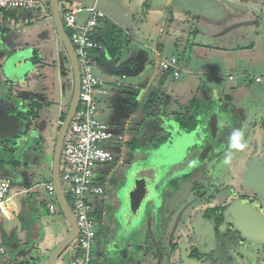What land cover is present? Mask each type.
Wrapping results in <instances>:
<instances>
[{
  "label": "rangeland",
  "instance_id": "1",
  "mask_svg": "<svg viewBox=\"0 0 264 264\" xmlns=\"http://www.w3.org/2000/svg\"><path fill=\"white\" fill-rule=\"evenodd\" d=\"M65 1L74 0H60V4ZM77 1L81 4L82 17H85V9L88 7L95 6L100 10L106 8L108 11L111 9L121 19L122 27H127L131 32L130 37H127L126 30L117 27L121 31L122 41L124 42L126 38L128 42L123 43L122 50L116 58L117 61L111 64L109 62L112 66L111 69L96 65L93 67L92 72L95 76L109 81L108 93L96 97V101L100 97L102 99V105L97 107L99 113L100 109L103 112V118L101 117L100 120L106 123L110 129L119 125L125 132L122 131V134H127L128 130L133 128L137 133L135 141L138 146L140 140H146L147 136L155 130L160 134L167 135L164 129L166 124L157 121V118L152 115L144 118L143 122L129 119V123H126L129 117L127 110L131 109L129 104L133 101V97H129L131 94L135 95L139 102L145 104L147 97L156 91L158 115L162 111L167 113L185 111L193 97L198 101L201 114H204L205 111H212V109L235 112L239 117L237 120L241 126V134L243 135V132L247 131L244 134L247 136L249 132V138L245 142H249L250 146L245 145L243 151L235 152L234 150L230 160L220 162L213 169L220 181L226 180L227 174L236 182L233 176L238 177L236 170L242 171L244 168L245 156H253L256 153L253 150L254 143L264 145V129L260 126L264 125V93L257 90L258 84L254 81L255 77L264 79V0H210L209 4L205 0H171L167 9L163 8L165 0ZM179 1L192 10L188 20H185L187 16L185 11L180 10L181 6L177 5ZM216 4L218 6L216 14L220 13L219 15L227 16L229 19H238L239 21L234 23L236 25L245 20L243 19L245 15L247 19L252 17L254 19L251 20V24L228 28L218 34L217 29H213L215 27L212 30L210 28V19L215 11L212 13L209 12L210 9H207ZM232 5H236L239 9L230 7ZM8 13L9 11L0 9V36L4 33L11 34L17 40V46L11 44L8 46L7 40H0V69L4 68L6 72V75L1 78L0 112L4 113L7 107L16 103L11 99L9 102H5L6 99H3L8 97L11 92L6 84V79L13 77L21 79L27 76L21 83L26 84L25 86H28L34 94L27 100L26 107L30 105V108H27L28 114L32 112L36 117L27 124L28 127H25L26 120L23 127L21 126L22 130L15 136L6 137L5 133L2 134V127L6 121L15 118L7 116V114L0 115V163H4L2 166L3 175L11 181L9 195L14 194L11 198L12 201L17 205H22L20 214L17 215L18 218L14 217L18 228L16 232L20 235L23 232L21 235L23 237L31 225L32 217L36 218L38 215L36 220L40 221L30 229L33 242H30L29 247L27 246L19 253L13 252L14 249L8 250L7 255L10 260L4 259L0 263L7 261V264H45L50 254L63 240L64 233L69 229L60 212L51 213L48 211L49 208H46L47 212L42 207L47 204L49 207L50 203H54V200L45 191V185L50 182V178L46 177V171L51 166L48 154L49 147L54 145L59 129L57 121L62 113H66L69 105L72 90L71 70L64 59L65 54L56 37L49 12L44 13L35 9L32 10V17L28 18V15L23 13L17 20L7 16ZM171 37L172 39H170ZM175 43L178 45L175 46ZM157 45L163 47V51L161 50L159 55L155 52ZM212 46L216 49L223 48L226 52L225 54L220 52L219 56L231 59V61L227 64L219 60L215 67H212L211 64L210 67L204 64L205 58H208L207 54L214 51ZM19 48L20 51H15ZM34 53L37 58L41 57L40 65L37 64L36 59L35 62L32 60ZM215 55L214 53L212 56L215 57ZM172 56L178 58L180 62L178 66L183 70L177 78L162 72L159 68L160 59H169ZM212 56L211 58H213ZM25 59H29V62L21 64L18 71L15 72L14 62ZM102 62L108 65L107 60ZM220 65L222 66L219 67ZM99 70L108 71L110 74L98 72ZM161 85L163 86L161 87ZM14 93V96L20 97L18 93ZM224 94H231L232 104L224 100ZM210 96L220 98L222 100L221 107L214 108L207 104L209 102L203 100ZM32 100L36 101L35 105H31ZM19 101L21 102L17 105L21 106L23 101ZM141 103H138V106H141L139 109H142ZM229 104L232 108L227 107ZM253 123L256 124L257 129H253ZM125 124H127L126 127ZM32 126L43 137L42 140L36 135L31 136L33 139L26 140ZM24 127L26 132H24ZM206 135L203 137V144L206 142ZM150 142L156 146L155 142ZM240 142H242L241 136ZM240 146L241 144L236 141L230 149L233 150ZM116 147H119L123 153L124 144ZM213 147L216 150V148L220 149L221 145L220 143L214 145L213 142L207 149L202 150L209 154ZM47 148L49 151L45 153ZM190 152L197 153V151L191 150ZM223 154L224 152L220 153V155ZM142 155L149 156V151H143L140 156L142 157ZM179 163L181 161L177 160L173 171L177 170ZM203 164L204 162H200V159L195 162L196 166ZM111 168H114L113 175L116 177L114 179L107 177V181L104 183L103 201L97 208L99 212L102 211V218H99L98 222L100 223L97 222L94 229L97 244L102 241L106 242L107 246H110L111 254L117 255L132 245L127 242V236L117 235L121 238L116 237L119 226L112 222L113 211L120 207L117 192L121 186L120 174L122 170L117 164L111 163L97 166L95 172L100 176L103 171ZM239 173L241 174V172ZM177 183L182 184L180 181ZM29 186L31 188L29 191L21 193ZM25 211H28L29 215L25 216ZM41 211L42 213H40ZM92 215L96 217L100 213L93 210ZM145 224L143 228H145ZM40 226L42 234L38 236ZM138 228L136 225L132 230ZM143 228L138 229L134 235V244L139 242L138 239L141 236L149 239V236L152 235V233L144 231ZM128 232L127 230L126 233ZM153 233H156L155 229ZM8 236L9 234L1 235L0 233V243H10L11 239ZM23 243L25 244V241ZM97 244L93 246L91 256L94 264H103ZM138 250L141 251V247L138 246ZM75 252L76 246L73 243L60 259L66 262ZM128 256H122V260L124 261V257L126 260L132 258ZM149 257L151 256L148 255V260H145L144 264H149Z\"/></svg>",
  "mask_w": 264,
  "mask_h": 264
},
{
  "label": "crops",
  "instance_id": "2",
  "mask_svg": "<svg viewBox=\"0 0 264 264\" xmlns=\"http://www.w3.org/2000/svg\"><path fill=\"white\" fill-rule=\"evenodd\" d=\"M74 1L79 3L77 0H74ZM165 1H166V3H165V5H163V8L167 9L169 4L171 3V0H165ZM205 1L208 2L207 4L211 3L210 0H205ZM65 2H69V1H65ZM65 2H63V3H65ZM177 5L181 6L180 10L185 11V15H187L185 20H188L187 18L190 16V12H192V10H190L186 6L182 5L180 1L177 2ZM215 6L211 5L210 8H207V9H210L209 12H212V13L215 11V14H213L211 16V19H210V22H211L210 23V28L212 30V28L215 27L213 29H217V31H218L217 33L218 34L222 33V31H224V30H226L228 28L232 29L235 26L248 25L249 23L251 24V20L254 19V17H252V16H251L252 17L251 19H247V18H245V16H246L245 15V16H243V19H245V20H243V22H240V23H238L236 25L234 23L238 22L239 21L238 19H236V18L229 19V17H227V16L219 15L220 13L216 14L217 13L216 9L218 8V6H217V4ZM92 7H94V6H92ZM230 7L234 8V9H236V8L239 9V7H237L236 5H232ZM90 8L91 7H88V8L85 9V17L81 16L83 11L81 12L80 19H79V23L80 24H83L85 22V19L87 17V13H88L87 11ZM37 11H39V10L37 9ZM101 11L105 15V18H104L105 20L109 21L111 24L115 25L116 27H118L120 29H125L126 33H127L126 34L127 37H130L129 36V35H131L130 30H128L127 27H124V28L122 27L123 24H121V19L117 16V14L115 12H113L111 9L108 11L106 8H104V10H101ZM29 13H30V17H32L31 16L33 14L32 11L28 12L27 15ZM192 18H194V16H192ZM239 18H241V17H239ZM104 19H103V21H104ZM209 33H211V32H209ZM167 35H168V33H167ZM1 39L2 40L3 39L7 40L9 42L8 46H10V44L12 46H17V40L15 39V37H12L11 34H9V33L8 34H6V33L2 34L0 36V40ZM170 39H172V37ZM127 42H128V40L125 38V41L123 43L126 44ZM176 42L178 43L179 39H178V41L176 40ZM177 43H175V46L178 45ZM163 46H164V44H163ZM212 49L214 51H211V53H208L207 54L208 58H205L206 61H205L204 64H206L207 66L210 67V64H211L212 67H215V66L218 65V61L219 60L223 61V62H226L227 64H228L229 61H231V59H225L224 57H220L219 56L220 52H221V54H225L226 51L223 48L216 49L214 46H212ZM121 50H122V48H121ZM161 50L163 51L162 45H157V47L155 49V52L157 53V55H159ZM15 51H20V48L18 50H15ZM214 53L216 54L215 57L212 56ZM211 56L213 58H211ZM171 58H175L177 60V65L180 64V62H179L177 57L172 56ZM171 58H169V59H171ZM28 60L29 59H25L23 61L14 62V66H17V65L23 64L25 62H28ZM103 60H107V59L101 58L100 61L96 62V66L106 67L107 69H109L111 67V65L109 64V61L107 60L108 61V65H106V64H104V62H102ZM161 60L162 59H160V61ZM166 60H168V59H166ZM187 64L189 65L188 61H187ZM221 66L222 65H220L219 67H221ZM178 68L180 70V72H179V74H180L183 70H182V68L180 66H178ZM98 72L109 73L108 71L106 72V71H102V70H99ZM166 74L172 75V73H170V72H167ZM121 77L123 78V76H121ZM177 77H175V78H177ZM1 78H2V71L0 69V85L2 84ZM256 78H260V77H255V79H254L256 84H258L257 85V90L262 92V93H264V79L260 78V81H256ZM102 80L105 81V84H106V87H107V90H108V85H109L108 82L109 81L108 80L106 81L105 78H102ZM22 81H24L23 78L19 79L18 81L14 82V83L9 81V80L6 81L7 82L6 84L11 89V92L8 95V97H5L3 99H6L5 102H9V99H11V101H15L16 103H14L11 107H7L6 111L3 110L4 113L0 112V115L7 114V116L13 117L12 115H9L8 112H9L10 109L12 110L13 106H15V107L18 106L17 103L21 102L19 100L23 101L21 106H25V107L27 106V104H26L27 100L30 97H32L34 92H32V90L28 86H25L26 84H22L21 83ZM16 86H18V88H16ZM23 86H25V87H23ZM14 88H16V89H14ZM14 92H17L20 95V97L14 96V94H15ZM231 92H233V91H231ZM107 93H108V91H107ZM202 93H204V92H202ZM129 97H133V101L129 104V105H131V109L127 110L129 117H128V120H127L126 123H129L128 122L129 119L135 120L136 122L138 120H139L138 122H140V121L143 122L145 120L144 118H147V116L152 115L153 117L157 118V121L159 120L161 123H165L166 124L164 126L165 127L164 129L166 130V133L170 134L169 135L170 139L172 137V139L174 138V140L176 141L175 143H173L172 148H175V149H177L179 151L178 160H180L181 163H179V165L177 167V170H176V173H178L177 177H180V179H182V181H184L186 176H188V174L185 175V173H188V171L186 170L187 169V165H189L192 161H197L198 159H201L203 157V153H202V151H203L202 150L203 149L202 144L203 143L202 142H203V137H204L205 133H207L209 131L212 132V133H216L217 131L218 132H222V133H228L229 136L225 137L224 140L218 141V143L216 144V145H218L220 143L221 148L220 149L216 148V150H214L211 153V156H210V159H212V160L213 159L214 160L217 159L220 162H225V161L230 160V157H231L232 153H234V150H235V152L243 151L244 150V146L250 144L249 142H245V141L240 142L239 136H233V131L234 130L235 131L240 130V127H241V126H239V124H238L239 121L237 120L239 117L236 115L235 112H232V111L229 112L227 110L219 111L218 109H212V111L211 110L210 111H205L204 114H201L200 113V109H199L200 107L197 104L198 101H197V99L195 97H193L191 102H190V105L185 109V111H178V112L171 111L169 113H167L165 111L164 112L162 111L158 115L159 112H158V110L156 108V103L158 101V98H157V95H156V91L152 92L147 97L148 99L145 102V104L139 102L135 95L131 94ZM223 97H225L224 100L227 101V103L228 102L231 103V104L233 103V98H232L231 94H224ZM205 98L206 99H203V100H205V102H209V103H207V104H209V106H213L214 108L216 106H217V108L221 107L222 100L220 98L213 97V96L205 97ZM101 101H102L101 97H100V99H98V101H96L97 102V107L102 105ZM33 102L36 103L35 100H32V103ZM37 103H39V102H37ZM138 103H141L143 105L142 109H139V107H141V106H138ZM24 104H26V105H24ZM28 107H26V108H28ZM227 107L232 108V106L230 104ZM146 108H148V110ZM263 109H264V107H263ZM102 116H103L102 109H100V113L97 110V117H98L99 120L101 119ZM27 117L28 118L26 120H27L28 123L31 122L33 119H35V118H32V116L30 114ZM26 120L18 121L16 128H14L12 130L9 128V129H7V132H4L5 129H2V131H3L2 134L5 133L6 137L15 136V134L19 133V131L22 130L23 124L26 122ZM126 125L127 124H125L124 126L126 127ZM260 126H262V128L264 129V125H260ZM253 127H254L253 129H257L255 123H253ZM111 129L114 132L116 131V133H120V134H122L124 132V130H121V127L119 125H116L114 128H111ZM122 135L124 136V141L122 142V144L125 145V148L123 150L124 157H123V153H121L119 156H120V160L124 161V163L127 164L126 163L127 156H129L128 155L130 153L129 151H131L128 148L130 146H132V148L133 147L135 148V146H133V144L136 142L135 138H137V133H135V130L133 128H130L128 130L127 134H122ZM164 135L160 134L159 131L155 130L152 134H149L147 136L146 140L142 139L143 141H145L144 142V146L142 148L143 151H149V153L151 154L154 151V149L158 148V146H155L150 141L157 143L158 138H160V137H162ZM189 135H191V136H189ZM142 140H140V143H141ZM236 141L239 142V144H241V146L239 148H233V150H231L232 149L231 146H233V143L235 144ZM49 148H50V151L47 148L45 153L49 151L48 155H49V160H50V165H51V163H52V154H53V146L50 145ZM118 150H120L119 147L117 148V151ZM190 150L193 151V152L197 151V153L196 154H192L190 152ZM253 150L256 151V153L253 154V156H251V155L245 156L246 159L244 160V168H242V171H237L236 170V173H237L236 175L241 177V175L245 174L247 165L249 164L250 161L261 160L262 161L261 163L262 164L264 163V145L260 144V143H258V144L254 143ZM223 152H224V154L220 155V153H223ZM128 163H131V162H128ZM112 164H115V165L117 164L118 166H121L120 163H115L114 162ZM113 171H114V168L113 169L112 168L111 169H107V170L103 171V173H101L100 176H99L98 173H96L97 181L102 186V188L104 189V193H105L104 183L107 181V177L110 178V179L111 178L114 179L116 177V175H113L114 174ZM239 172H241V174ZM47 176L50 178V182H51V166H49L48 171H46V177ZM25 186H27V185H25ZM26 189L27 190H24V191L22 190L21 193L29 191L31 188L29 186ZM169 189H172V188H169ZM180 195H183V194H181V192H180ZM12 196H14V194L9 195L8 200L1 207V209L4 210L5 212L3 214L0 212V233H1V235H3V234L8 235L9 234L8 238L11 239L12 243L15 242L16 248L18 249V251H16V252L19 253L22 250H24V248H26L27 246L29 247L30 242L31 243L33 242V239H31V235H30V229H31V227L33 225H35L40 220L39 221L36 220L38 218V215H37L36 218L32 217L31 225H30V227H28L26 234L23 237L21 236L23 232L21 233V235L18 234L16 232L18 228H17V222H15V218L17 217V215L19 216V214H20L19 212L21 210L22 205L15 204L12 201V199H11ZM102 196L90 198V201L92 202L93 208L94 207L96 208V209L94 208V210H96L97 213H100V215L96 216V217H98V219H96L97 222L102 218V211L99 212V210L97 209L99 207L100 203H102V201H103V197ZM56 203H57V201H56ZM172 204H173V201H171V197L166 195L165 196V202L162 205V208H163V210H162V213H163L162 224H164L165 222L169 221V217L170 216L168 215V213L171 210ZM47 206H48V204H47ZM47 206L44 205L42 207L43 210L47 211V209H48ZM57 208H58V206H57ZM42 211L40 213H42ZM48 211H49V209H48ZM49 214H51V213L49 212ZM24 215L25 216L29 215V212L25 211ZM52 215H55V214H52ZM151 219H152V221H151V223H152L154 218L152 217ZM157 220H159V219H157ZM127 221H128L127 225L128 226L131 225V222H130L129 218H128ZM98 223H100V222H98ZM148 232L150 234L152 233V235L149 236L152 240L153 239L154 240L159 239V236L161 237L160 238L161 246H162L161 247V249H162V253L161 254H164V255L167 254V249H166V245H165V243H166L165 238L167 237V234H168L167 227H165L164 230L161 231V234L159 233L160 235L157 234V233H153L152 230H148ZM13 233H14V235H12ZM67 233H68V231H66L64 233V237L66 236ZM37 234H38V236L42 234L41 226L39 227V230H38ZM142 237L143 236H141L138 239L139 242L137 244L136 243L134 244V242H135L134 236L129 237L127 242L128 243H132V245H130L127 249H125L124 251H122L120 254H117V255H113V254H111V252H109L110 251L109 250V246H107L106 242L102 241L101 243L97 244V242H98L97 241V237H96L95 245L97 244L99 252L101 253L100 256L102 257L101 261H103V264H144V261L148 260V255L151 256V257H149V259H150L148 261L149 264H159L158 256H157L158 252H156L155 248H150L149 252H143V253L141 252L142 250L141 251L138 250V246L140 247V244H141L142 241L143 242L149 241V239L144 238V237L142 239ZM23 238H24V240H23ZM11 241H10V243H11ZM24 241H25L26 245L23 243ZM0 244L3 245L6 248V244L7 243L6 244L0 243ZM141 246H142V244H141ZM122 256H128V257H132V258L129 259V260H126L125 257H124L123 258L124 261H123L122 260ZM4 259L5 260H10L9 259V255H6V257ZM70 259H68L66 262L64 260L59 259L58 264H66ZM109 259H110V261H108ZM125 261H126V263H125ZM167 261H168L167 258L162 257V264H165V262H167ZM0 264H2V263H0Z\"/></svg>",
  "mask_w": 264,
  "mask_h": 264
},
{
  "label": "flooded vegetation",
  "instance_id": "3",
  "mask_svg": "<svg viewBox=\"0 0 264 264\" xmlns=\"http://www.w3.org/2000/svg\"><path fill=\"white\" fill-rule=\"evenodd\" d=\"M40 58H38V65H40L39 62L41 63ZM3 70L4 68H1L2 73ZM22 78L25 81L27 76ZM18 80L17 78L15 82ZM28 111L25 106H13L8 114L13 118L16 117L18 122L28 118ZM27 124L28 122L25 127H28ZM25 127L24 132H26ZM9 128L11 130L16 128L12 119L6 121L2 127L5 129L4 132H7ZM241 133L240 130H234L233 136H239V140L241 136L242 142L249 138V132L247 136H244L247 131L243 132V135ZM169 135L158 138L156 146L158 148L161 146L172 147L173 140H170ZM227 136H229L228 133L209 131L206 135V142L202 144L204 147H202L207 149L213 142L216 145L218 141L224 140ZM26 140H30L29 136ZM144 142L142 140L138 146L135 142L133 144L135 148L132 146L128 148L131 151H129L126 163L149 158L144 155L140 156L143 152ZM214 148H212V152ZM212 152L207 154V151H203L206 158V161H203L204 164L194 170L193 174L186 176L181 191L173 192V196H170L173 204L169 211L168 222L162 224V205L165 202V197L162 198V201L160 199L159 214L157 213L160 218L156 224L150 223L155 213H147L148 222L143 228L144 231L155 229L157 234H161L165 227L168 230L165 238L167 254H161L160 236L156 240L149 238L147 242L142 241V246L140 244L142 253L149 252L150 248H155L158 252L159 264H162V257L168 260L165 264H264V171L254 172V175L248 173L251 164L256 163L264 169V163L262 164L261 160L250 161L245 174L241 177L233 176L236 182L227 174L226 180L220 181L213 169L217 164H220V161L210 159ZM258 169L256 168V170ZM139 178L145 179V188L148 190L155 176L151 172L150 175H140ZM176 188L177 183L174 182L173 191H176ZM180 192L183 195H180ZM138 214L137 210L127 217L132 219Z\"/></svg>",
  "mask_w": 264,
  "mask_h": 264
},
{
  "label": "built area",
  "instance_id": "4",
  "mask_svg": "<svg viewBox=\"0 0 264 264\" xmlns=\"http://www.w3.org/2000/svg\"><path fill=\"white\" fill-rule=\"evenodd\" d=\"M49 0H0V9L17 11V17L23 13L38 9L49 12ZM81 5L75 1L65 2L60 7L64 30L74 49L80 71L79 101L72 122L66 133L60 164V179L65 196H69V206L73 213L77 236L75 239L76 252L66 264H94L91 250L96 242L95 225L92 215L94 210L90 198L100 197L104 189L97 181L95 168L101 164L115 161L118 145L124 141V136L111 130L97 117L96 97L107 94L105 81L92 72L97 61L98 53H104V47L94 41L92 36L101 26L104 13L94 7L88 9L83 24L79 23ZM162 72H170L174 77L179 75L175 58L162 59L159 62ZM260 81V78H256ZM61 118L57 121L58 127ZM11 189L8 177H0V212L6 203ZM47 195L54 200L49 204L51 213H59L54 187L51 182L45 185ZM7 255L6 248L0 244V261Z\"/></svg>",
  "mask_w": 264,
  "mask_h": 264
},
{
  "label": "water",
  "instance_id": "5",
  "mask_svg": "<svg viewBox=\"0 0 264 264\" xmlns=\"http://www.w3.org/2000/svg\"><path fill=\"white\" fill-rule=\"evenodd\" d=\"M48 5L49 13L53 22V28L55 29L56 37L59 40V43L61 44V47L69 62L72 77L71 97L68 108L65 113V117L62 120V124L59 126L57 135L55 137L51 163V183L54 187V195L57 201L58 209L63 215L69 227L66 236L58 244V246L50 254L47 261L45 262V264H58L60 257L69 248V246L74 243L77 236V227L75 219L65 197L64 191L62 189L60 179V164L64 139L78 106L80 74L77 57L63 27L60 13V0H49ZM20 17L21 16H18L17 18L20 19ZM28 18H30V13L28 14ZM109 62L110 64L113 63L111 61ZM20 65L14 66L15 72L18 71ZM111 67L109 69H111ZM3 75H6L5 70H3L2 76ZM10 77L12 76L10 75ZM6 80H9L14 83L16 79L13 77L12 79ZM12 121L14 125L17 126L16 118L12 119ZM38 134L39 133H37L35 127L32 126L29 138L33 139L31 136L36 135L40 137V140H42L43 137ZM170 140H173V143L176 142L174 141V138H171ZM121 153V150L115 152L114 162L120 163V170H122V173L120 174L121 186H119L117 192V200L119 202L120 207L113 211L112 222L119 226V229L116 231V237L121 238L123 236H127V238H129L131 236H134L138 232V229H142L143 225L148 222V212H154L155 214L153 216V222L154 224L158 222V217L156 216H158L159 214L160 199L162 201V198H164L166 195L170 197L173 196V192L178 193V191L182 187H184V181H182V179H179L180 177H177L178 173H176V169L175 171H173L174 165L179 158V151L175 148H172L170 146H161L154 150L152 154H149V158H147L146 160H137L135 162H131L130 164H125L123 163V161L120 160L119 155ZM198 161L199 159L197 161H192L189 165H187L186 170L188 171V173H185V175L193 174L194 170L199 167L198 165H195V162ZM203 161H205V157H202V159H200V162ZM256 168L259 169L256 170ZM257 171H264V169L262 167H259L256 163L251 164L248 168V173L250 175H254V172L256 173ZM151 172L154 174L155 178L150 183L149 188L147 190L145 188V179H140L139 176H147L150 175ZM178 181L182 182V184H178ZM174 182L175 184L177 183L176 191H173ZM137 210L139 211L138 216L132 219L129 218L131 225L128 226L127 216L129 214H134ZM136 225H138L139 228L132 230L133 226L136 227ZM127 230L129 231L128 233H126ZM117 235H121V237Z\"/></svg>",
  "mask_w": 264,
  "mask_h": 264
},
{
  "label": "trees",
  "instance_id": "6",
  "mask_svg": "<svg viewBox=\"0 0 264 264\" xmlns=\"http://www.w3.org/2000/svg\"><path fill=\"white\" fill-rule=\"evenodd\" d=\"M60 5H62V4H60ZM7 16L13 18L14 20H17V11H14V10L9 11ZM101 24L102 25L100 26V28L92 36V39L104 47V50H105L104 53H98L100 55V58H105L108 61H111L114 63L117 61L116 58L119 55L120 50H121L122 45H123L122 34H121V31L115 25L111 24L109 21H107L105 19H104V21L102 20ZM65 32H66L67 36L69 37L70 36L69 32L67 30ZM35 54L36 53H34V57L32 56V60L34 61L36 59L38 62L39 60H38V58H36ZM64 59L69 65V62L67 60L66 55H65ZM69 69H70V65H69ZM31 105H35V103H32ZM146 109L148 110V108H146ZM30 115L32 116V118L36 117L33 115L32 112H30ZM64 117H65V113H62L60 115L61 120H63ZM3 164L4 163H0V177L4 176L3 175L4 174L3 168H2ZM14 164H16V162H14ZM65 197L69 203L70 202L69 196L66 195ZM12 235H14V233ZM12 249H14L13 252L18 251V249L16 248V245H15V242L14 243L11 242V243L6 244L7 253H8V250H12ZM2 264H7V261H4Z\"/></svg>",
  "mask_w": 264,
  "mask_h": 264
},
{
  "label": "bare ground",
  "instance_id": "7",
  "mask_svg": "<svg viewBox=\"0 0 264 264\" xmlns=\"http://www.w3.org/2000/svg\"><path fill=\"white\" fill-rule=\"evenodd\" d=\"M4 211V210H3ZM5 212V211H4Z\"/></svg>",
  "mask_w": 264,
  "mask_h": 264
}]
</instances>
